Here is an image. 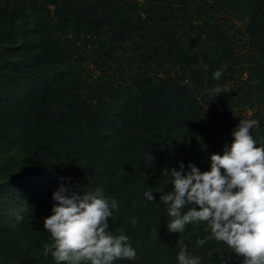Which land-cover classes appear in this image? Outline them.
<instances>
[{
    "label": "trees",
    "instance_id": "16d2710c",
    "mask_svg": "<svg viewBox=\"0 0 264 264\" xmlns=\"http://www.w3.org/2000/svg\"><path fill=\"white\" fill-rule=\"evenodd\" d=\"M250 119L264 147V0H0V264H58L44 221L62 184L117 200L109 231L137 255L114 264H179L178 240L243 264L206 222L169 232L160 197Z\"/></svg>",
    "mask_w": 264,
    "mask_h": 264
},
{
    "label": "clouds",
    "instance_id": "9594fccd",
    "mask_svg": "<svg viewBox=\"0 0 264 264\" xmlns=\"http://www.w3.org/2000/svg\"><path fill=\"white\" fill-rule=\"evenodd\" d=\"M221 75L222 71H216L214 78L219 80ZM212 92L218 96L222 89L217 86ZM257 126L255 119L240 121L223 155H211L210 171L201 173L189 164L190 171L184 172L183 163L180 171L173 169L170 175L165 170L173 178L174 190L160 197L173 218L167 224L169 232L182 233L189 224L206 222L212 237L243 257V264H264V147H257L250 133ZM153 192L149 188L144 193L147 201L154 200ZM52 199L53 214L45 219L44 228L53 243L45 245V255L51 253L58 264H114L136 258L129 237L109 231L107 221L117 200H109L102 188L81 192L62 184ZM186 205L191 207L185 212ZM177 242L181 245L179 264H201L182 241Z\"/></svg>",
    "mask_w": 264,
    "mask_h": 264
}]
</instances>
